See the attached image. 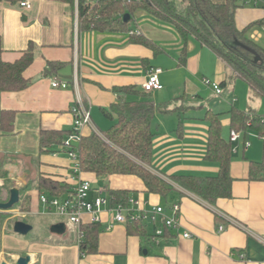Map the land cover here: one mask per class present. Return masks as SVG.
I'll use <instances>...</instances> for the list:
<instances>
[{
    "label": "crops",
    "instance_id": "1",
    "mask_svg": "<svg viewBox=\"0 0 264 264\" xmlns=\"http://www.w3.org/2000/svg\"><path fill=\"white\" fill-rule=\"evenodd\" d=\"M28 1L30 8L0 1L3 47L0 61H17L30 45L35 54L25 72L32 79L30 86L18 92L0 91V118L2 110L16 111L14 130L2 136L0 142V155L6 156L4 169L11 189L27 186L25 193L20 190V195L31 197L29 211H22L19 205L12 210L0 209L6 215L0 224V264L2 261L16 264L18 258L25 255H31V264H264V181L248 179L249 161L264 158V152L262 158L259 152L264 138L248 129L238 131L239 137L232 140L230 110L229 115L219 116L222 134L232 142L231 173L235 180L232 197L220 198L215 205L183 189L167 176H214L219 172L217 162L205 159L207 117L214 113L220 115L209 104L208 89L211 88L215 96L219 95L205 83V78L218 83L226 80L223 87L228 86L229 80L234 81L230 79L232 70L221 57L194 34L184 37L173 23L145 10L137 11L133 20L135 27L128 25L129 31H96L80 28L77 5L73 8L55 0ZM135 30L155 43L159 53L133 41L131 35ZM262 37L259 35L256 40ZM153 67L163 68L160 76L163 87L147 92L157 107L153 121L156 131L153 164L174 188L166 195L150 193L134 175L108 176L110 183L114 181L113 186L106 184L107 188H100L107 192L127 189L143 201L145 209L152 210L159 205L167 216H174L173 205L179 204L176 215L179 225L170 228L157 242L128 233L124 223L112 229L100 223L98 252L87 255L82 254L72 228L67 227L61 235L51 231V226L59 221L41 224L35 235L16 233L13 225L17 220L32 225L28 221L30 217L62 216L49 211L39 201L38 184L42 174L66 181L73 187L76 185L72 178L73 161L63 148L45 154L40 150L43 131H61L67 135L73 129L71 108L77 97L74 75L78 76V93L84 105L91 108L92 125L83 128V134L87 135L103 131L97 123L101 122L103 108L109 109L116 100V89L134 86L146 92L143 84ZM53 78L66 80L70 85L65 89L54 88ZM234 91L235 87L228 89V95ZM250 93L257 95L251 87ZM262 101L259 99L258 105ZM164 117L172 124L176 122L177 129L162 131L159 124V128L154 127L156 119L162 118L165 123ZM109 121L111 125L113 122ZM246 142L250 145L246 146ZM79 177L92 183L93 194L99 187H95L92 180L105 179L86 172H81ZM5 182V178L0 177L1 187ZM7 195L4 189V197ZM65 196L67 194L61 197ZM84 220L91 223L89 215H85ZM145 223L149 232L155 228L156 223L150 220ZM185 232H190L191 237H184Z\"/></svg>",
    "mask_w": 264,
    "mask_h": 264
},
{
    "label": "trees",
    "instance_id": "2",
    "mask_svg": "<svg viewBox=\"0 0 264 264\" xmlns=\"http://www.w3.org/2000/svg\"><path fill=\"white\" fill-rule=\"evenodd\" d=\"M11 4H20L25 0H0ZM69 4L78 9L79 25L82 29L98 31H129V23L135 20L138 10L174 24L178 32L187 37L194 34L198 40L211 47L232 70L230 79L241 78L255 90L257 95L264 96V48L246 36L248 27L240 30L235 21V9L243 3L241 0H184V8L179 9L172 0H55ZM22 6V5H21ZM130 15L128 21L124 20ZM264 24V19L261 20ZM131 38L153 48L154 53L160 49L142 36L134 33ZM0 36V52L2 51ZM252 50V51H251ZM35 58L33 46L24 51L15 62L0 61V91L18 92L28 88L32 82L25 75ZM221 85H226L224 80ZM117 98L110 108H103L104 114L112 120L111 126L101 131L103 136L93 131L83 134L74 143L73 150L81 172L93 173L97 177L113 175H134L140 178L146 191L166 195L174 186L159 170L154 167V138L156 131L153 121L156 104L151 95L134 86H123L115 91ZM231 128L236 131L252 129L264 138V114L250 110L246 112L233 107L230 110ZM15 110H2L0 118V142L2 136L14 130ZM208 138L205 159L217 162L219 172L214 176L167 175L183 189L199 196L206 202L215 205L220 198L232 197V185L235 180L231 173L233 161L232 142L224 138L219 114L207 117ZM73 130L64 135L61 131L46 130L42 132L40 150L42 154L61 151L64 141ZM65 150V149H64ZM66 151V150H65ZM1 152V150H0ZM5 155H0V177L5 178V186H0V202L7 201L10 196L11 182L4 169ZM248 179L264 181V158L249 161ZM39 193L50 197L69 195L74 191L73 185L58 180L53 176L42 174L38 184ZM27 186L20 187L21 191ZM4 189L8 195L4 197ZM109 190V189H108ZM109 192L120 201H127L131 191L127 189H110ZM39 195V197H40ZM22 211L31 209L30 195H20L18 202ZM2 216V215H1ZM6 215H3V221ZM128 233L151 238L155 228L149 232L146 223L130 221ZM170 228L164 227V236ZM83 236L78 242L82 254L98 252L100 223L83 225ZM78 241V240H77Z\"/></svg>",
    "mask_w": 264,
    "mask_h": 264
},
{
    "label": "built area",
    "instance_id": "3",
    "mask_svg": "<svg viewBox=\"0 0 264 264\" xmlns=\"http://www.w3.org/2000/svg\"><path fill=\"white\" fill-rule=\"evenodd\" d=\"M243 4H254L258 6L260 3L264 5V0H241ZM22 6L31 7L30 2L25 0L21 3ZM264 9V6H263ZM132 33H140L138 30ZM259 35L256 36V38ZM163 73V68L153 67L150 69L147 75V79L143 84V89L146 92H152L159 90L163 87L160 79ZM52 87L54 88H68L70 82L61 80L59 78H53ZM207 85L213 87L217 95L223 93L218 82H211L208 79L205 80ZM73 86L77 91V97L74 105L71 108L74 116L73 132L64 141V150L73 161L72 178L76 180L74 191L65 197H50L47 194H41L39 197L40 203L49 211L55 210L59 215L65 216L66 225L72 228L75 233L78 242L83 236V225L86 224L84 220L85 215L90 216L91 223H106L107 229H112L118 223L127 224L130 221H142L155 224L154 235L151 237L153 240L159 242L164 237V227L175 228L179 225L177 218V212L180 209L179 204L173 205L174 216H167L164 213L162 206H155L152 210H147L143 206V201L139 198L131 196L127 201L117 200L111 193L107 192L104 188L95 189L93 194L92 183L88 180H84L79 177L81 170L77 159V152L73 150L74 143L78 142L83 135V128L86 125H92L91 108L84 105L79 91V79L75 74L73 77ZM101 136L103 133L97 131ZM239 137V132L232 131V140H236ZM250 142H246V146H249ZM12 210V209H10ZM107 218V219H106ZM161 224H158L159 219ZM223 230V226L220 227ZM184 237L190 238L191 233L185 232Z\"/></svg>",
    "mask_w": 264,
    "mask_h": 264
},
{
    "label": "rangeland",
    "instance_id": "4",
    "mask_svg": "<svg viewBox=\"0 0 264 264\" xmlns=\"http://www.w3.org/2000/svg\"><path fill=\"white\" fill-rule=\"evenodd\" d=\"M172 1L178 6L179 9L180 8L183 9L184 8L183 3L186 2L184 0H172ZM263 6L264 5L262 3H260L258 6L252 3V4H243L237 7L235 9V21H236L237 27L240 30H243L244 28L248 27L246 31V36L254 40L255 42H257L264 48V25L261 23V20L263 19V16H264ZM129 26L131 28H134L135 27L134 22L131 21ZM257 35H261V36L263 35V37L258 41L256 40ZM205 79H208V78H205ZM209 81L211 80L209 79ZM233 87H235V91L231 95H228V89L233 88ZM221 88L223 89V94L219 96H215L211 88L208 89V92H207V95L210 94L209 104L210 106H212V108H214V110L220 113L219 115L220 118L226 114L229 115L228 112L229 110H231L232 107H236L242 110L246 109V111H250V110L258 111V113L264 114V97L251 94L249 84L245 80L243 79H235L234 81L229 80L228 86L227 87L221 86ZM259 99L263 100L262 104L260 103V105H258ZM254 106L257 107L256 110L254 109L255 108ZM108 119L111 120L110 118H108L102 113L101 115L102 123L101 122L97 123V126L100 128V130L105 131L107 128H109V126H111L110 121ZM161 119L159 121H157L156 119L154 123V127L157 128L160 125L161 126L160 128L162 131L163 129L165 130L166 128H171L172 130L174 128L175 130L177 129L178 125L176 122H173L172 124L169 118L164 117L165 119V123H164V121L162 122ZM161 130L159 129L158 132L160 131V133H162ZM261 143H259V145H261ZM259 152L261 153V158H262L263 152H264L263 144L262 146H260ZM92 182L95 187H99V188L106 187V184L108 186H113V183H114V181H111V183L109 182L108 176H106L105 179L104 178L93 179ZM15 208H17V204L13 207V209ZM1 215L2 216L5 215L4 212L0 211V224L3 222V218ZM28 221L31 222L34 227L33 231H31L30 234L35 235L37 234L38 227L41 224H44V223L48 224L53 221L64 222L66 221V218L65 216L49 215V216H43L42 219L40 218L35 219L34 217H30Z\"/></svg>",
    "mask_w": 264,
    "mask_h": 264
},
{
    "label": "water",
    "instance_id": "5",
    "mask_svg": "<svg viewBox=\"0 0 264 264\" xmlns=\"http://www.w3.org/2000/svg\"><path fill=\"white\" fill-rule=\"evenodd\" d=\"M168 1V0H166ZM130 18L129 14L124 16V20L128 21ZM252 51V50H251ZM20 200V190L16 187L12 188L10 191V197L7 201L0 202V209L9 210L12 209ZM33 229L30 223L23 220H17L14 222L13 230L20 235H28ZM51 231L56 234H64L67 231V225L65 222H58L51 226ZM31 255L20 256L16 264H31ZM1 264H10L7 261H2Z\"/></svg>",
    "mask_w": 264,
    "mask_h": 264
}]
</instances>
